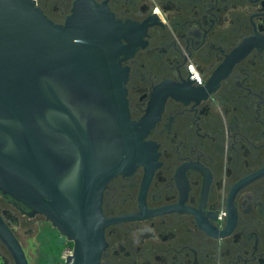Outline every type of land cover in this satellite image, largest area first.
Returning <instances> with one entry per match:
<instances>
[{"label":"flooded vegetation","instance_id":"af4514ba","mask_svg":"<svg viewBox=\"0 0 264 264\" xmlns=\"http://www.w3.org/2000/svg\"><path fill=\"white\" fill-rule=\"evenodd\" d=\"M33 1L64 24L77 0ZM92 1L120 23L127 109L147 143L103 188L98 264H264V0ZM0 219L27 264L72 251L1 191ZM0 264H17L1 237Z\"/></svg>","mask_w":264,"mask_h":264},{"label":"water","instance_id":"95a60500","mask_svg":"<svg viewBox=\"0 0 264 264\" xmlns=\"http://www.w3.org/2000/svg\"><path fill=\"white\" fill-rule=\"evenodd\" d=\"M119 26L92 0H77L64 24L33 0H0V191L73 241L62 264H98L103 188L147 144L127 109ZM0 237L27 264L1 219Z\"/></svg>","mask_w":264,"mask_h":264},{"label":"rangeland","instance_id":"374dc122","mask_svg":"<svg viewBox=\"0 0 264 264\" xmlns=\"http://www.w3.org/2000/svg\"><path fill=\"white\" fill-rule=\"evenodd\" d=\"M66 252H67V251H64L63 254L66 255V254H67Z\"/></svg>","mask_w":264,"mask_h":264}]
</instances>
